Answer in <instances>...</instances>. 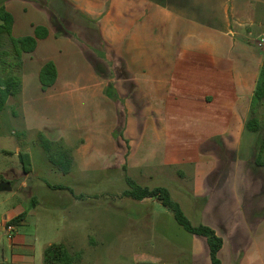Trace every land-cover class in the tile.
Wrapping results in <instances>:
<instances>
[{"label": "crops", "instance_id": "1", "mask_svg": "<svg viewBox=\"0 0 264 264\" xmlns=\"http://www.w3.org/2000/svg\"><path fill=\"white\" fill-rule=\"evenodd\" d=\"M4 5L14 19V38L33 37L40 26L49 34L38 40L34 52L23 54L15 73L22 79L21 101L14 106L16 115L12 106L9 117L1 120L18 119L22 136L36 131L73 151L66 173L73 179L63 185L68 194L64 200L73 198L74 206H81L87 197L75 194V186L86 188L87 178L82 176L101 173L112 160L129 173L144 175L163 176L167 168L193 165V196L198 199L204 191L210 196L204 182L210 171H218L223 181L230 176L212 151L218 148L236 156L247 137L245 123L264 60V0H5ZM58 28L69 35L57 37ZM89 55L107 66L123 111L120 102L105 95L108 82L93 69ZM48 62L55 64L58 77L43 91L40 73ZM6 135L2 130L1 136ZM29 150L24 143L17 148L19 159L21 153L31 158L30 173H23L17 190L11 186L10 192L17 195L26 192L28 178L34 175ZM245 174L250 176L248 205L244 208L235 201L228 216L246 225L242 232L253 234L249 220L264 223V172L251 166ZM231 176L234 194L238 166ZM95 187L98 202L103 184ZM16 200L12 212L0 216V244L6 238L11 251L6 258L0 247V264H43L49 246L67 247L69 240L39 245L37 238L28 239L22 230L30 222L47 225L55 215L40 209L36 201L25 209L26 201ZM135 202L150 211L139 219L152 220L161 208L166 210L156 199ZM66 203L63 213L69 220L71 202ZM24 212L27 217L20 225L8 226ZM235 232L241 233L238 228ZM240 264H250V253Z\"/></svg>", "mask_w": 264, "mask_h": 264}, {"label": "rangeland", "instance_id": "2", "mask_svg": "<svg viewBox=\"0 0 264 264\" xmlns=\"http://www.w3.org/2000/svg\"><path fill=\"white\" fill-rule=\"evenodd\" d=\"M10 47L6 40L2 50L10 51ZM2 59L4 58L0 57L1 62ZM9 60L12 61V58H6V61ZM6 73V66L0 63V78L5 77ZM12 73H16V70ZM15 105L14 100H9L5 110L0 113V181L8 180V183L17 190L20 180L24 179L22 164L17 155V148H21L23 143L29 147V153L33 157L34 175L28 178V188L24 193L20 192L17 195L15 192L0 191V216L12 212L17 197L26 201L23 205L25 209L33 206L35 200L39 203L40 209H50L55 215L54 220L47 225H36L34 220L32 221L34 223L30 222L29 226L22 230V234L28 239L37 238L39 245L48 241L69 240L67 241L69 251L83 254L80 264H211L206 239L186 232L170 212L161 208L162 211H158L152 220L143 217L139 219L141 214L150 211L146 204L140 206L123 196V192L128 189L126 177L129 176L143 186L167 188L192 224H203L214 229L226 243L224 257L222 255L220 258L223 264H230V261L232 264H240L247 253H250V264H264V223L256 218L249 220L253 234H246L242 232L246 225L243 223L241 225L240 219L234 221L228 216L229 209L235 201L244 208L248 205L246 194L250 176L245 173L251 167L247 159L249 149L256 140L255 135L247 133L236 156L233 152H224L218 148L212 151L219 158L221 166L229 169L227 176L229 174L230 176L223 181L218 171L214 173L210 171L204 181L205 190L207 188L210 193L209 197L204 191L201 198H194L193 165L167 168L166 175L163 176L156 173L144 175L145 173L136 170L129 173L123 169L119 161L112 160L111 166L101 173L82 176L87 178V187L75 186L74 193L77 195L83 193L87 199L82 201L81 206L75 207L73 198L69 201L64 200V197L68 196L65 191L54 192L55 190L50 188L49 184L69 185L73 177L50 162L49 153L42 145L37 132L22 136L25 134L20 120L11 117L9 120H1L3 115L9 117L12 106ZM120 105L123 111V102H120ZM260 116L264 120V114ZM121 129L122 127L117 134H121ZM2 130L7 134L5 138L1 136ZM13 130L18 132V135H13ZM237 166L240 176L237 181V192L233 194L231 172ZM180 173L184 176H180ZM75 178L81 177L76 175ZM97 183L103 184V195L98 202L95 198ZM213 189L216 191L211 201ZM66 202H71L72 217L69 220L63 213L62 205L67 204ZM236 228L241 233H233ZM0 247L5 251L6 258H10L11 251L6 238Z\"/></svg>", "mask_w": 264, "mask_h": 264}, {"label": "trees", "instance_id": "3", "mask_svg": "<svg viewBox=\"0 0 264 264\" xmlns=\"http://www.w3.org/2000/svg\"><path fill=\"white\" fill-rule=\"evenodd\" d=\"M5 0H0V63L6 66L7 73L5 77L0 78V113H2L7 102L12 99L16 103H20L22 94V79L19 75L12 73L22 65V56L25 53H32L37 47L38 40L48 37V29L46 27H36L33 37H25L16 39L12 36L14 25L13 16L7 12L5 8ZM53 23L57 26L58 22L53 17ZM69 35L63 29L58 28L57 37ZM10 44V51L2 50L5 41ZM11 57L12 61H6V58ZM89 62L96 73L108 82L105 88V95L114 102H122L117 91L112 83V76L107 66L97 60L92 55L88 56ZM112 66V63L110 64ZM123 66V65H122ZM57 68L53 62H48L41 70L40 83L43 91H47L57 82ZM263 110V111H262ZM264 114V60L261 68L256 88L251 100L249 117L245 123V132L256 136L254 144L249 149L248 162L252 167L264 172V120L260 115ZM13 115H16L15 107L13 106ZM115 138L119 135L115 133ZM41 143L49 153L50 162L58 168L68 173L73 164V151L62 142H52L43 136H40ZM214 142L221 148L222 142L220 138H215ZM126 143V142H125ZM20 160L23 166L24 174H29L31 171V158L27 153L20 154ZM127 170V167H123ZM180 176H184L180 173ZM1 180V182H3ZM126 183L128 189L123 192V196L134 201H144L147 199H156L168 212H170L175 221L189 234L206 239L209 247V255L211 264H223L219 254L224 246V240L214 229L209 226L199 224L194 225L184 214L181 205L175 202L171 196V192L164 187L150 188L137 183L134 179L127 176ZM55 191H65L67 188L61 185H50ZM35 200H33V206ZM27 217V212L20 214L12 219L8 226H18ZM82 252L71 253L69 249L62 244H53L49 246L43 257V264H80L82 261ZM238 264V263H236Z\"/></svg>", "mask_w": 264, "mask_h": 264}, {"label": "water", "instance_id": "4", "mask_svg": "<svg viewBox=\"0 0 264 264\" xmlns=\"http://www.w3.org/2000/svg\"><path fill=\"white\" fill-rule=\"evenodd\" d=\"M6 190H8V191L12 190L11 184L8 182L0 183V191H6Z\"/></svg>", "mask_w": 264, "mask_h": 264}, {"label": "built area", "instance_id": "5", "mask_svg": "<svg viewBox=\"0 0 264 264\" xmlns=\"http://www.w3.org/2000/svg\"><path fill=\"white\" fill-rule=\"evenodd\" d=\"M9 230H10V231H14V228H13V227H9Z\"/></svg>", "mask_w": 264, "mask_h": 264}]
</instances>
